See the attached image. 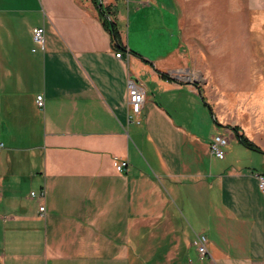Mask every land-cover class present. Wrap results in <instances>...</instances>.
<instances>
[{"label":"crops","instance_id":"crops-1","mask_svg":"<svg viewBox=\"0 0 264 264\" xmlns=\"http://www.w3.org/2000/svg\"><path fill=\"white\" fill-rule=\"evenodd\" d=\"M119 1L98 6L123 50L92 0H0V264H264L263 174L241 160L232 130L264 152V0H244L258 9L256 24L229 19L216 38L225 45L214 43L210 67L195 73L180 18L177 44L155 57L130 39L129 29H142L141 9L131 25L129 4L176 0H122L126 36ZM129 79L144 94L137 114ZM205 110L210 133L199 125L210 126ZM216 133L228 137L222 159L209 149ZM42 188L44 200L30 196ZM196 233L207 256L192 244Z\"/></svg>","mask_w":264,"mask_h":264},{"label":"rangeland","instance_id":"rangeland-1","mask_svg":"<svg viewBox=\"0 0 264 264\" xmlns=\"http://www.w3.org/2000/svg\"><path fill=\"white\" fill-rule=\"evenodd\" d=\"M177 5L160 8L158 5H148L145 8L140 3L129 4L131 25L134 18V7L141 9L139 21L137 22L142 29L141 34L131 32L130 39L134 41L140 48H143L150 56H157L164 51L167 46L173 47L178 42V30L176 26L177 19L180 18V33L183 38L184 47L188 56V70L195 73V68L210 67L211 49L216 43L221 44L225 41L216 40L217 36H221V32H226L231 21L242 17L247 18V22H252L250 26L256 24V19L260 15L258 9L241 7L244 0H176ZM119 10L122 11L123 18L121 20V30L124 36L128 31V5L124 1H119ZM150 6V7H149ZM127 9V10H126ZM143 15V16H142ZM236 21V20H234ZM233 23H231V26ZM170 37V39H169ZM172 37V38H171ZM215 43V44H214ZM161 45L162 48L158 46ZM220 46V45H219ZM221 47V46H220ZM216 48V46H215ZM163 49V51H162ZM148 50V51H147ZM166 50V49H165ZM152 52V53H151ZM164 54V53H163ZM147 72L145 71V74ZM146 76V75H145ZM200 112V111H199ZM207 123L211 126L206 128L204 122L199 123L202 130L212 132V120L209 113L205 110ZM201 117V114L199 115ZM223 134V133H222ZM226 136V135H225ZM227 137V136H226ZM228 138V137H227ZM231 145L235 143L230 142ZM241 145V144H240ZM237 151L241 160L251 161L254 168L261 172L264 176V158L263 155L255 150L247 148L243 145L239 146ZM27 194L29 191L35 190V187L28 185L26 182Z\"/></svg>","mask_w":264,"mask_h":264},{"label":"built area","instance_id":"built-area-1","mask_svg":"<svg viewBox=\"0 0 264 264\" xmlns=\"http://www.w3.org/2000/svg\"><path fill=\"white\" fill-rule=\"evenodd\" d=\"M32 36L33 40L37 43H42L43 41V34L44 29L43 27H35L32 30ZM120 52L116 53L117 57H120ZM127 99L130 111L133 114H137L140 112L142 103L144 101V94L140 86H138L132 79H129L127 81ZM35 103L36 106L41 108L44 105V97L42 94H37L35 97ZM132 118L131 115H128V119L130 120ZM228 145V138L220 133H216L210 136L209 139V149L210 153L214 155L215 157L222 159L225 156V148ZM114 167L116 170L121 171L126 167V162L123 160H116L114 161ZM259 179V185L262 190H264V176L259 174L257 175ZM31 197H36L40 199H45L46 192L45 189L42 188L39 192L31 191L30 192ZM39 211L44 214L45 206L44 204H41L38 207ZM192 244L194 245L197 253L199 256H207L208 255V249H207V237L203 233H196L194 235Z\"/></svg>","mask_w":264,"mask_h":264},{"label":"trees","instance_id":"trees-1","mask_svg":"<svg viewBox=\"0 0 264 264\" xmlns=\"http://www.w3.org/2000/svg\"><path fill=\"white\" fill-rule=\"evenodd\" d=\"M94 5L97 8V14L98 17L102 23V26L104 27V29L106 31H108V33L110 34V37L112 39V42H114V48L115 49H119V50H123L125 49V47H123L120 44V39H119V32L118 29L115 25V23H113L107 16H108V12H107V8L102 7V5L98 6L99 4V0H92ZM158 74L161 78L166 79V80H173L171 77H169V75L167 73L164 72H160L158 71ZM207 105V104H206ZM233 133L234 136L236 138V140L242 144L243 146L250 148L252 150H255L257 152H260L262 154H264V152L262 151V149L256 145L253 141L249 140L245 135H243L242 133H239V128L238 127H233Z\"/></svg>","mask_w":264,"mask_h":264}]
</instances>
